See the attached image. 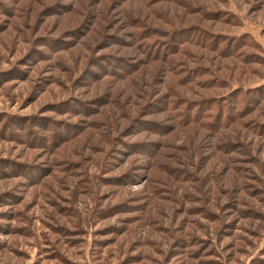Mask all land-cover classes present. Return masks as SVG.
<instances>
[{
    "label": "rangeland",
    "instance_id": "rangeland-1",
    "mask_svg": "<svg viewBox=\"0 0 264 264\" xmlns=\"http://www.w3.org/2000/svg\"><path fill=\"white\" fill-rule=\"evenodd\" d=\"M0 264H264V0H0Z\"/></svg>",
    "mask_w": 264,
    "mask_h": 264
}]
</instances>
